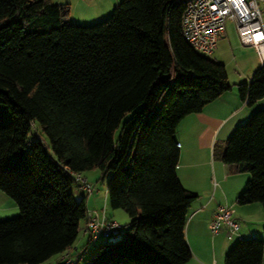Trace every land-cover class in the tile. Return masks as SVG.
<instances>
[{
	"label": "trees",
	"instance_id": "trees-1",
	"mask_svg": "<svg viewBox=\"0 0 264 264\" xmlns=\"http://www.w3.org/2000/svg\"><path fill=\"white\" fill-rule=\"evenodd\" d=\"M184 7L120 0L105 20L78 25L67 3L0 0V191L19 212L0 220V264H42L73 245L87 218L73 174L90 170L108 177V205L129 221L84 260L97 241L85 232L81 264L190 260L185 224L198 196L177 176L175 132L230 84L223 63L183 38ZM237 90L248 106L264 97V62ZM213 156L250 174L236 203L264 209V109ZM263 253L264 239L238 238L223 264H262Z\"/></svg>",
	"mask_w": 264,
	"mask_h": 264
},
{
	"label": "crops",
	"instance_id": "crops-1",
	"mask_svg": "<svg viewBox=\"0 0 264 264\" xmlns=\"http://www.w3.org/2000/svg\"><path fill=\"white\" fill-rule=\"evenodd\" d=\"M52 1L70 4L63 0ZM119 2L120 0H83L81 2L79 0L78 16L87 15L89 18H93L92 20H98L100 16L110 14L113 7ZM258 6L264 31V0L259 1ZM71 21L80 24L76 18ZM231 22L236 30L234 35L236 42L232 45L234 40L228 39V45L234 51L232 59L237 68V79L229 81L227 75L230 88L205 104L199 112L186 115L178 124L175 132V138L179 144L177 176L184 188L198 196L189 207L185 224V239L191 251V258L186 264H223L224 255L230 248L226 240V228L223 227L216 235L211 234L209 229V222L219 207L232 210L231 216L239 224V238L258 236L263 234L264 230V212L259 204L253 203L241 207L236 203V198L245 184L237 176L241 172L235 166H227L213 156L214 145L223 143L236 126L254 112V109L249 108L241 100L237 85L243 82L248 83L254 70L264 62L261 61L255 49L240 44L236 26L233 21ZM225 35L224 31L220 37H226ZM217 61L224 64L221 60L217 59ZM254 104L261 108L264 104V97ZM86 172H82L80 175L87 180ZM77 191L79 192L78 199L85 198L87 208L89 207L87 201L89 202L91 198H98L99 195L103 200V205L106 200L108 201L106 189L105 191L98 190L91 196L79 190L78 187ZM102 210L104 211V208ZM103 213L106 216V212ZM114 215V212L109 214V216ZM81 231L84 239V236L87 237L84 226ZM80 249L73 243L67 251L53 256L55 260L50 264H59L63 256L68 253L75 257ZM262 264H264V253Z\"/></svg>",
	"mask_w": 264,
	"mask_h": 264
},
{
	"label": "built area",
	"instance_id": "built-area-1",
	"mask_svg": "<svg viewBox=\"0 0 264 264\" xmlns=\"http://www.w3.org/2000/svg\"><path fill=\"white\" fill-rule=\"evenodd\" d=\"M181 15V32L187 44L197 53L208 56L216 47L217 40L224 32L226 21H233L240 44L252 47L264 61V31L258 2L263 0H184ZM79 190L89 195L92 187L80 174H73ZM232 210L219 207L209 222L211 234L216 235L221 227L226 228V240L239 238V224L231 216ZM119 226L107 220L104 213H87L84 231L90 233L91 244L98 238L106 237ZM80 257L66 256L61 264H81Z\"/></svg>",
	"mask_w": 264,
	"mask_h": 264
},
{
	"label": "rangeland",
	"instance_id": "rangeland-1",
	"mask_svg": "<svg viewBox=\"0 0 264 264\" xmlns=\"http://www.w3.org/2000/svg\"><path fill=\"white\" fill-rule=\"evenodd\" d=\"M63 1H68L69 4V14H68V22H73L71 21L73 18H76V20L80 21V24L78 25H91L93 23H97L99 21H103L105 20L109 14H104L103 16H95V17H99L98 20H92L93 18H89L87 15L85 16H78V9L80 7V5L78 4L79 0H63ZM83 0H80V2ZM79 5V6H78ZM77 6V7H76ZM259 7V6H258ZM260 10V9H259ZM92 17V16H91ZM224 31H225V36L226 37H220L218 39V43H216V47L214 49V51L212 52V54L208 55V58H211L215 61L221 60L224 62L225 64V68H226V72L228 75V80L229 81H235L236 76H237V68L234 66V60L232 59V56L234 55V51L233 48L231 49L230 46L228 45V39L234 40V43L232 45L235 44V40L234 39V35H235V29H234V25L231 21H226L225 26H224ZM243 79V78H242ZM263 106H261V108L257 107V105L253 104L252 106H249V108H252L255 110L258 109H264V104H262ZM249 118H247L246 120H243V122H241V124L245 123ZM37 126V125H36ZM35 136H34V132L31 131V133L28 134V140L29 141H34ZM85 176L87 178V182L90 183L91 187H92V192L89 194V196H91L92 194L97 193V191H105L106 189V182L108 180V177H103L101 178L100 173L97 170L94 171H87L85 173ZM238 177L241 178L242 183H245L248 178L250 177L249 173H240L239 175H237ZM71 190L73 192V195L75 198H79V192L77 191V187L76 184L74 183L71 186ZM94 200V202H93ZM8 202V203H7ZM103 200L102 198H100V195L98 196V198H91V200L88 202L87 201V206H89L87 208V213L91 212H99L100 215L103 214V212H106V216L105 218L107 220H113L119 227L116 230V233L112 236H110L109 238H103L100 237L97 239L96 243L94 246H91L90 248L87 249L85 255H84V260L86 258H88L89 256L93 255L98 247V245L102 242H106V241H114L118 238H120L122 236V231L124 230V228L126 227L129 218L127 216V214L121 210V209H116L113 210L109 207L108 205V201H105V204H102ZM258 204V203H255ZM10 205V206H9ZM15 207L13 210H11V208ZM243 207V206H241ZM104 208V211L102 210ZM264 212V209H261ZM112 212H114V216H109V214H112ZM19 214L18 212V208L15 205L14 201L8 197L7 195H5L2 191H0V220H4V219H11L14 217H17ZM111 217V218H110ZM84 226V222L81 221L80 222V228L82 230V227ZM223 227H221L222 229ZM79 231L77 238L74 242V245L76 247H78V249L82 248L83 245H85L87 243V237L84 236L83 239V235H82V231ZM211 233V232H210ZM256 239H264V232L261 235L258 236H253ZM236 240L232 241V242H228L229 245H233L234 242ZM55 260V257L49 259V261L42 263V264H50ZM81 263V262H80Z\"/></svg>",
	"mask_w": 264,
	"mask_h": 264
}]
</instances>
